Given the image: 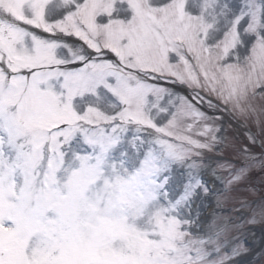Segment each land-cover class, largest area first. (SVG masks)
<instances>
[{
  "label": "snow or ice",
  "instance_id": "snow-or-ice-1",
  "mask_svg": "<svg viewBox=\"0 0 264 264\" xmlns=\"http://www.w3.org/2000/svg\"><path fill=\"white\" fill-rule=\"evenodd\" d=\"M256 168L264 0H0V264H253Z\"/></svg>",
  "mask_w": 264,
  "mask_h": 264
},
{
  "label": "rangeland",
  "instance_id": "rangeland-1",
  "mask_svg": "<svg viewBox=\"0 0 264 264\" xmlns=\"http://www.w3.org/2000/svg\"><path fill=\"white\" fill-rule=\"evenodd\" d=\"M256 155H260L259 149H257ZM245 187L255 189V191L246 192L245 197L258 203L260 201V197L264 195V169H253ZM250 233H254L255 239L251 240V242L247 244L249 247L253 248L256 253H259L260 250L264 248V223L247 226L245 236H250ZM246 259L252 260L253 264H264V256H251Z\"/></svg>",
  "mask_w": 264,
  "mask_h": 264
}]
</instances>
